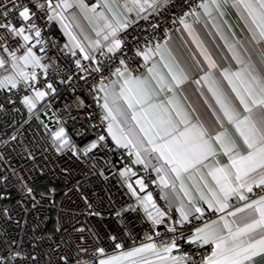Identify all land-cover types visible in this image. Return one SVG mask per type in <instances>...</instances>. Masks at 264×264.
I'll list each match as a JSON object with an SVG mask.
<instances>
[{"label": "built area", "instance_id": "2783aa9c", "mask_svg": "<svg viewBox=\"0 0 264 264\" xmlns=\"http://www.w3.org/2000/svg\"><path fill=\"white\" fill-rule=\"evenodd\" d=\"M202 1L167 0L156 11L147 9L119 34L124 41L121 50L107 55L97 52L96 59L80 61L78 67L80 54L64 49L52 27L53 20L40 13L24 21L18 16L20 8H14V0H0V14L8 13L7 17L0 15V24L26 29L35 24L39 28V37L34 30L25 33L35 42L31 48L40 64L47 66L26 68V72L36 74L28 86L21 82L16 88L10 84L0 88V264H96L104 256L139 244L155 243L157 251L162 250L173 237L178 247L171 255L190 256L200 264L211 254L213 245L201 246L188 234L220 213L201 204L202 213L176 223V211L157 195L154 171L135 163L129 148L110 141L99 91L101 80L104 84L111 82L121 59L136 70L134 75L142 74L147 63L137 50L143 52L153 44L167 42L181 18H187ZM16 2L21 7L29 4V0ZM57 2L52 0L53 5ZM28 45L22 37L0 28V57L8 61L0 68V79L12 72L9 52L19 49L16 55L22 56ZM98 66L100 72L92 71ZM40 88L47 95L35 100L36 106L30 111L23 97H34ZM60 127L70 140L64 147L50 136ZM100 136L105 139L100 141ZM94 142L97 147L85 155L84 146ZM122 171L135 180L136 187L142 181L143 188L155 195L165 213L162 223L154 224L149 219ZM263 192L264 188L252 187L247 197L252 199ZM169 227L176 231H168ZM100 248L103 255L98 252Z\"/></svg>", "mask_w": 264, "mask_h": 264}, {"label": "snow or ice", "instance_id": "6c2138e0", "mask_svg": "<svg viewBox=\"0 0 264 264\" xmlns=\"http://www.w3.org/2000/svg\"><path fill=\"white\" fill-rule=\"evenodd\" d=\"M224 2L227 3L228 0H224ZM166 3L167 0H125L124 9L128 13L135 12L137 16H140L147 9L156 11ZM212 3L219 8L218 0H212ZM77 4L82 11L87 9V5L84 4L83 0H77ZM232 4L234 7L242 9V18L248 24L252 39L257 45H261L259 57L260 62L264 64V0H232ZM70 7H72V4L69 0H58L55 5H53L52 0H43V2H40V0H29V4H25L22 7L14 0V8H20L18 16L22 20L27 21L32 16L42 13L47 15L49 21L59 19L66 29L70 25L65 23L68 17L64 15V10ZM104 7L108 9L111 16L106 15L104 12L95 14L98 24L102 21V24L96 30L98 39L89 40L88 37H84L88 41L87 45H85L69 32L71 39L75 42V47L84 53L83 59L85 60L94 59L93 53L95 51H99L101 55H107L121 50L124 41L119 34L131 27L132 22L127 17L122 19V13L117 15L108 0H105ZM200 7L205 10L206 14L210 15L207 3H201ZM33 8L36 10L33 11ZM57 9L60 11H56ZM90 10L95 12L94 7ZM49 12H55L56 14L48 15ZM7 14L5 12L0 15L7 17ZM143 18L147 19V16ZM74 19L75 17H73ZM181 23H184L183 18H181ZM188 27L189 25L185 24V28ZM0 28L8 29L12 35L22 37L24 41L30 40L29 35H24L26 31L34 30L37 37L41 35L39 28L35 24L28 25L27 29L25 27H17L14 24H0ZM160 47L157 44L155 53H159ZM197 47H200V44H197ZM229 47L230 50L234 51L233 46L230 45ZM105 48L107 49L106 53L104 52ZM4 50L8 51L7 48ZM16 51H19V49ZM16 51L9 52L12 72L0 79V88L9 84L12 88H16L21 82H25L26 86H28V82L36 79V74L34 72H26L20 62H23L24 66L32 64L33 67L47 68L46 65L40 64V59L33 53L32 48H27V51L22 56H17ZM155 53L153 49L149 48L143 52L137 50L136 54L142 56L144 61L147 62ZM201 54L208 61L210 68L216 67L215 61L212 60L210 55L206 54V49L202 50ZM73 55H76V53L73 52ZM233 58L237 59L238 63L243 64V61L239 59L235 51ZM161 59H163L162 55ZM6 63L8 61L0 57V68H4ZM76 64L81 67L79 59L76 60ZM120 65L122 67L115 68L112 74L120 78L122 83L119 80H114L111 85H106L101 80L99 84V91L104 93L103 104L100 105L104 111L102 119L108 121L107 131L118 146L124 148L131 146L135 151L136 163H144L145 167H148L150 163L149 156L156 154L155 159L163 162L156 171H166L165 165H167L170 167L171 172L175 174V179L180 181V190L184 193L183 197L176 193L175 182L171 183V188L176 193L175 198L179 201L177 211L180 214V219L176 223L182 224L193 213L203 212V209L197 207L193 202L189 191L183 183L181 174L187 172L190 167L201 164L209 156L216 155V150L211 143L213 139L220 144L225 154L229 156L230 164L210 169L209 174L215 180L218 191H213L210 188L211 199H207L203 193H201L200 197L201 200L208 204L209 208H215L216 211L222 212L230 206L228 201L233 194L239 193L243 188L251 191L253 184L264 185V74L255 71L256 66L251 63V57H249V64L240 70L229 73L228 69H223L222 72L224 78L232 84V91L235 92L240 105H243V114L223 91L218 88L213 89L211 86L209 88L216 98V103L220 105L223 115L228 119L229 123L236 126L237 131L243 137L244 144L247 146L246 155H240V149L226 131L219 132L215 137H211L203 125L192 124L187 114L182 113L177 108L176 115L181 117L179 123L184 125L183 129H180L173 120L171 113L167 112L162 105L157 106L150 103L152 90L149 77L142 78L134 75L133 72L136 70L130 68L124 59L120 60ZM165 67L168 68L171 76L172 82L170 84L165 83L162 76L157 79L155 64L147 68L149 76L151 79H157V84L161 87V90L167 88L171 92L174 87H180L188 80V75L179 65L175 69L168 64ZM84 70L87 71V69ZM92 71L100 72L101 68L98 66ZM210 75L209 73L201 77V79L207 80ZM233 77L239 81V88L233 82ZM117 83H119V92L114 90ZM196 83H199V80ZM47 87L51 89L52 85L48 84ZM53 91L55 90L53 89ZM46 95L45 91L35 90V100L43 99ZM35 100L32 96L25 95L23 97V103L28 106L30 111L36 106ZM168 103L172 104L173 100L169 99ZM145 104H148V107L152 109L160 108L162 117L166 115V118H161L158 124L149 123L148 126H145V124L141 123L140 113L136 110V106L140 105L141 111H144ZM52 136L54 143L59 142L62 146L70 144L63 127L53 132ZM104 139V136L99 137L100 141ZM158 140L160 141L159 143L157 142ZM96 147L97 143H92L89 148L84 149L85 155ZM57 150L59 151V149ZM207 166L205 165V167ZM138 183L141 188L144 187L142 181H138ZM161 184L168 187L169 181L161 177ZM205 186L207 187V185ZM184 197H187V203H185ZM239 199L245 200L246 197L240 195ZM141 203L144 205L149 219L154 224L162 223L161 218L165 213L152 203L151 194L141 200ZM149 205H151L153 211H148ZM245 209L249 211L242 218V224L235 219L229 222L226 218L221 217L223 220L221 230L218 231L212 228L208 223H205L202 228L195 230L192 242H199L201 246L205 244L213 245L211 254L203 257L200 264H264V197L245 204L243 208H236L235 211L229 212L228 215L235 217L238 212H244ZM117 215H120V213H117ZM216 223V221L212 222V224ZM234 224L237 225L235 229L233 228ZM223 230L227 231L226 235L222 234ZM168 231L175 232L176 229L175 227H169ZM116 247L120 248L121 246L117 244ZM177 247L176 237H173L172 242L164 246L163 252L170 254ZM146 251H152L161 260H170L171 264H189V261H191V257L186 255L160 256L155 243H147L130 251L122 252L119 255L102 258L99 260V264H125V261H129L130 264H139L134 258ZM98 252L103 255L104 249L100 248ZM146 264H151V262H146ZM191 264H196V262L191 261Z\"/></svg>", "mask_w": 264, "mask_h": 264}, {"label": "crops", "instance_id": "0c3cea01", "mask_svg": "<svg viewBox=\"0 0 264 264\" xmlns=\"http://www.w3.org/2000/svg\"><path fill=\"white\" fill-rule=\"evenodd\" d=\"M69 2L72 4V7L64 10V15L68 17L65 23H68L70 27L66 29L59 19H54V29L58 33L60 43L68 53L78 52L80 54L79 60L81 62L90 61L83 59L84 53H82L79 48L75 47V42L71 39L69 32H71L72 35H75L79 41H82L85 45H87L88 41L85 40L84 37H88L89 40L98 39L96 36V30H98L100 24H102V21L98 24L95 14L104 12L106 15L111 16V13L104 7L105 0H83L84 4L87 5V9L83 11L78 6L77 0H69ZM108 3L117 15H120L121 13L123 14V16H121L122 19L127 17L130 21L136 17L133 12L128 13L125 11V0H108ZM201 3L208 4V12L210 15L206 14L205 10L200 7ZM201 3L187 18L183 19L184 23H181L180 26L169 36L167 42L159 43L161 46L159 53H155L157 44H153L149 47L150 49H153L155 54H153L149 61L146 62L147 68L151 67L153 64L156 65L155 72L157 74V79L162 76L165 83L170 84L172 82L169 70L165 67L166 64L171 65L174 69L177 65H179L180 68L185 70L188 75V80L180 87H174L170 92L167 88H163V90H161V87L157 84V79H151L149 76L147 68L142 74L136 76H141L142 78L149 77L152 90L150 103L157 106L162 105L167 112L171 113L173 120L177 123L180 129H183L184 125L179 123L181 117L176 115L177 108H179L182 113L187 114L192 124L203 125L211 137H215V135L219 132L226 131L240 149V155H246L247 146L244 144L243 137L237 131L236 126L229 123L228 119L223 115L220 105L216 103V98L213 96V93L209 90V88L211 86L213 89L218 88L223 91L237 107V109L243 114V105H240L235 92L232 91V84L224 78L222 72L223 69H228L229 73H234L240 70L249 64V57H251V63L256 66L255 71L264 74V64L260 62L259 57L261 45H257L252 39V33L249 30L248 24L245 19L242 18V9L234 7L232 0H228L227 3H225L224 0H218L219 8H217L216 4L212 3V0H204ZM93 7L95 8V12L90 10ZM57 11L60 10L58 9ZM73 17H75L74 20ZM185 24L189 25V27L185 28ZM24 35L28 34L24 33ZM26 42L30 44L32 42L31 38ZM197 44H200V47H197ZM230 45L233 46L235 53L239 56V59L243 61V64L238 63L237 59L233 58L234 51L230 50ZM205 49L206 54L210 55L212 60L215 61L216 67L210 68L208 61L205 60L204 55L201 54L202 50ZM105 50L107 49L105 48ZM97 52L99 51H95L93 53L94 59H96ZM161 55L163 56V59H161ZM94 59L91 60L93 61ZM209 73L211 75L207 80L201 79V77H204ZM232 79L239 88V81L236 80L235 77ZM114 80H119L120 83H122L120 78L113 75L111 82L106 85H111ZM197 80H199V83H196ZM213 81H215V83H213ZM114 90L119 92V83L115 85ZM100 93L104 95L103 92ZM169 99L173 100L172 104L168 103ZM102 104L103 100L100 102V105ZM100 109L104 115V111L101 106ZM144 109V111H141V106H136L137 112L140 113L141 123L145 124V126H148L149 123L158 124L161 118H166V115L162 117L160 108L152 109L148 107V104H145ZM107 127L108 121H106V133L110 141L117 145L108 133ZM157 142L159 143L160 141L158 140ZM211 143L216 150V155L209 156L208 159L203 161L201 164H196L190 167L187 172H183L181 174V178L197 207L202 204L207 209L220 213L207 222L212 228L219 231L223 226V220L221 217L226 218L229 222L235 219L238 223L242 224V218L246 216L249 211L248 209H245L244 212H238L235 217L228 215V213L235 211L236 208H243L245 204L251 203L254 200H259L261 197H264V192L255 198L248 199V189L243 188L239 193L233 194L229 197L228 203L230 206L224 211L221 212L216 211L215 208H209L208 204L204 200H201L200 197L201 193H203L207 199H211L212 193L209 189L211 188L213 191H218L215 180H213L212 176L209 174L210 169L230 164L229 156L225 154L224 149L221 148L220 144L214 139ZM129 150L132 152L135 162V151L131 148V146L129 147ZM155 155L156 154H151L149 156L148 159L150 160V163L147 168L153 170L156 174V187L161 200L168 208L176 211L179 220L180 214L177 211L179 201L176 200L175 195L176 193H179L181 197L184 196V193L180 190V181L175 179V174L171 172L170 167L167 165H165L166 171H156V169L159 168L163 162L157 161L155 159ZM137 164L145 166L144 163ZM205 165L208 166L205 167ZM122 172L123 174L125 173L124 171ZM124 176H126V183L128 187L135 195L138 196L140 206L144 211L145 207L141 203V200L149 194L152 196V203L159 208L156 197L153 193L146 191L145 188H141V186L136 187L137 190L134 191L128 184L131 177L127 173L124 174ZM161 177H164L169 181L168 187L161 184ZM201 177H203V179H201ZM134 181L135 180H133V182ZM172 182H175L176 193H174L171 188ZM205 185H207V187ZM252 187L264 188V185L253 184ZM240 195L245 196L246 199H239ZM184 200L185 203H187V197H184ZM148 211H153L151 205H149ZM146 214L148 215L147 212ZM196 215L197 213H193L191 216ZM213 221H216L217 223L212 224ZM204 225L205 224H202L197 228H202ZM236 226L237 225L234 224L233 228L235 229ZM197 228L188 234L190 239L194 237L195 230ZM222 234L226 235L227 231L223 230ZM144 244H139L132 248L118 251L107 256L119 255L122 252L130 251L131 249L141 247ZM158 252L160 253V256L171 255L164 253L163 249L158 250ZM107 256L102 258H106ZM134 259L137 260L139 264H146V262H151V264H171L170 260H161L152 251L141 253ZM99 260L96 264H99ZM125 264H130V262L125 261Z\"/></svg>", "mask_w": 264, "mask_h": 264}, {"label": "rangeland", "instance_id": "374dc122", "mask_svg": "<svg viewBox=\"0 0 264 264\" xmlns=\"http://www.w3.org/2000/svg\"><path fill=\"white\" fill-rule=\"evenodd\" d=\"M32 45H35V42H31L29 45H28V47L27 48H31V46ZM27 51V49L25 50V52ZM25 52H24V54H25ZM23 54V55H24ZM21 63V66L22 67H24V70L26 71V68H30V69H33V65L32 64H29V65H27V66H24L23 65V62H20ZM37 90H41V91H45L46 92V90H44L43 88H40V89H37ZM47 93V92H46ZM33 99L35 100V92H34V97H33ZM39 100H43V99H39ZM26 107H27V109L29 110V108H28V106L26 105ZM32 110V109H31ZM106 128V127H105ZM59 129V128H58ZM58 129H56V130H53V131H51L50 132V136H51V138L53 139V136H52V133L53 132H55V131H57ZM65 133H66V131H65ZM66 136H67V138L69 139V137H68V135H67V133H66ZM70 141V140H69ZM57 144L60 146V147H64V146H62V145H60L59 144V142H57ZM91 144L92 143H89V144H87V145H85L84 146V148L86 149V148H89L90 146H91ZM77 148H74V152H77ZM128 184H129V186L134 190V191H136L137 189H136V183L135 182H133V180L132 179H129V181H128Z\"/></svg>", "mask_w": 264, "mask_h": 264}, {"label": "trees", "instance_id": "16d2710c", "mask_svg": "<svg viewBox=\"0 0 264 264\" xmlns=\"http://www.w3.org/2000/svg\"><path fill=\"white\" fill-rule=\"evenodd\" d=\"M52 27H54V26H52ZM57 33V32H56ZM57 35H58V33H57ZM157 195H159V192H158V190H157Z\"/></svg>", "mask_w": 264, "mask_h": 264}, {"label": "water", "instance_id": "95a60500", "mask_svg": "<svg viewBox=\"0 0 264 264\" xmlns=\"http://www.w3.org/2000/svg\"><path fill=\"white\" fill-rule=\"evenodd\" d=\"M133 14L137 16V14L135 12H133Z\"/></svg>", "mask_w": 264, "mask_h": 264}]
</instances>
